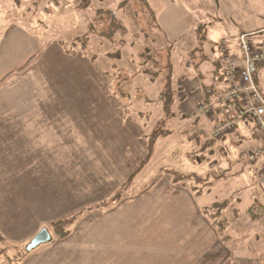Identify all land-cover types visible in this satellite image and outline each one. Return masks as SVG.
<instances>
[{
    "label": "rangeland",
    "instance_id": "1",
    "mask_svg": "<svg viewBox=\"0 0 264 264\" xmlns=\"http://www.w3.org/2000/svg\"><path fill=\"white\" fill-rule=\"evenodd\" d=\"M192 1L2 0L3 33L9 25L12 28L16 25L17 43L31 50L28 56L34 54V59L22 77L11 80L10 74L4 79L0 110L24 109L29 105L26 101H30L28 96L31 95L33 99L29 108H41L40 104L44 103V109L58 114L62 128L60 136L65 140L63 144L73 141L77 148L76 142L79 146L81 134L83 138L88 136L87 144L93 143L97 150L80 151V165H51L48 167L51 175H34V181L22 187L25 189L23 193H33L34 196L18 199V210L12 217L4 215L1 220L0 214V228L2 221L4 230L10 232L0 229L4 237V241H0V264H58L59 244L55 242L56 235L49 223L96 202L105 204L107 201L110 206H122L133 211L130 219L135 216L136 220H131L128 236L135 240L145 226L154 223L155 216H159L156 215L159 208L174 206L175 198L170 192L177 186L186 190L192 185L206 186V183H197L194 179L175 184L169 170L193 172L199 176L221 173L223 154L226 159L231 156L227 147L216 141L222 136L215 137L213 130L219 123L214 125L211 115L221 105L224 106L220 98L223 88L216 86L217 91L209 101L207 111H199V105L207 104L199 98V86L184 87L177 80L178 76L172 78L171 72V87L176 89V93L173 91L171 116L165 117L158 96L168 71L167 64L170 62L171 65L172 42L181 34L194 29L199 35L202 53L210 56L211 60L220 58L222 28L216 19L207 15L205 21H215L216 29H198V23L204 21L205 7L194 6ZM218 1L214 0L216 10ZM258 5L259 13L264 11V0H259ZM236 16L232 11L228 19ZM113 17L120 28L106 39L100 32L108 28ZM244 17L241 13L237 20ZM154 18L156 26L153 25ZM261 24L246 31L255 32V38H264V25ZM13 57L3 54L0 79L9 71L18 72ZM21 57L17 50L15 62H19ZM202 65L206 80L215 66L213 61L207 60ZM144 69L150 70L151 74L145 73ZM261 71L264 77V69ZM152 75L155 77L153 80ZM161 119H165L163 127L168 134L157 139L150 160L122 188L121 184L146 153L147 135ZM50 120L53 123V119ZM4 121L8 119H0V124ZM233 139L237 140L234 136ZM64 149L57 151H68ZM76 153L79 152L75 150ZM229 167L228 173L237 172L239 176L240 169L255 171L252 174L254 181L248 185V190L256 206L264 204L259 192V171L256 164L249 161L246 149L243 148L241 159L231 162ZM236 183L237 186L240 184L239 181ZM37 191L41 193L39 196ZM122 192L139 194V197L122 198ZM223 198L217 189H212L209 194H202L198 201H220ZM246 202L242 194L241 211L247 206ZM139 217L140 221L137 220ZM38 223L41 228L45 226L50 230L52 239L27 250ZM69 230L72 237V225ZM225 232L231 233L235 239L239 235H234L232 232L236 231L228 228ZM228 247L234 251V245ZM258 247L262 249L264 243H258Z\"/></svg>",
    "mask_w": 264,
    "mask_h": 264
},
{
    "label": "crops",
    "instance_id": "2",
    "mask_svg": "<svg viewBox=\"0 0 264 264\" xmlns=\"http://www.w3.org/2000/svg\"><path fill=\"white\" fill-rule=\"evenodd\" d=\"M258 1L219 0L217 10L214 0H193L192 2L194 6L204 5L205 15L202 20L205 21L207 15L216 19L222 28L220 40L226 39L230 51L238 52L237 35L241 32H250L246 30L258 27L259 23L264 25V11L259 13ZM1 6L2 0H0ZM1 11L0 8V13ZM232 11L237 16L235 19L229 20ZM241 13H244L245 19L237 20ZM204 21L198 24H204L205 30L216 29L214 28L215 21ZM248 22L252 23L249 24ZM2 26L0 14V68L3 54L9 58L14 56L13 58L17 59V50H19L20 55H22L19 62L12 59L14 64H17L15 69L18 72L9 71L12 72L9 78L13 77L11 80H15V78L25 74L27 67L34 58L28 62L26 68L18 69L23 67L34 54L28 56L31 50H28L27 47H20L17 43L16 25L13 28L9 25L4 33ZM196 45L197 36L194 29L181 34L172 42V78L178 76L177 80L187 88L191 85H198L199 98L203 100L200 81L193 67L186 63L189 51ZM208 57L207 62L213 61L214 66H217L219 71L216 74L214 69L211 76L204 81L222 89L224 87L222 67L220 62L216 64L220 58L211 60V57ZM262 69H264V64L257 66L254 74L255 83L261 92L264 84ZM186 83L189 85L186 86ZM2 85L3 82L0 83V95L4 88L1 87ZM173 91L176 93L175 88ZM28 97L30 101L27 100L26 103L29 105L24 106V109L0 110V119H8V121L0 124V188L2 189L3 186L1 183H6L0 192L1 220L4 219V215L12 217L15 210H18V199H28L31 198L29 196H34L33 193H30L31 195L23 193L25 189H22L23 186L27 187L30 182L34 181V175H39V177L43 173L51 175L48 168L51 165H80L82 159L80 151L85 149L97 150L92 145L93 143L87 144L90 138L88 136L83 138L81 134H79V146L76 142L77 148L73 145L75 144V142L72 143L73 141L63 144L65 140L60 136L62 128H60L58 114L55 112L52 114L48 109H44V103L40 104L41 108H29L33 97L31 95ZM228 114L227 106L221 105L220 108H217L215 113L213 112L211 115L215 120L214 125L223 121ZM50 119H53V123ZM221 136L216 141H221L219 142L222 144L221 146L227 147L228 155L231 158L226 159V155L223 154V165H221V161L219 162L222 168L221 173L216 175L206 173L201 176L203 183H207L206 186L202 185L201 188L192 185L189 186L188 190L177 186L176 190L170 192L175 198L174 206L170 209L159 208L156 213L159 216H155L154 223L145 226L143 232L135 240H130L128 236L131 220H136L135 216L130 219V213H134L133 211L122 208V206H110L107 201L105 204H98L97 202L91 204L88 209L77 215L73 223L70 224L74 229L72 237L70 230L66 237L62 239L56 237L55 242L58 241L59 244V254L56 256L57 263L264 264V247L262 249L258 247V243H264V204L256 206L252 201V193L248 190V185L254 181L252 174H255V171L247 169L244 172L243 169H240V176L237 172L228 173L231 162H238L243 155V148L246 149L249 161L254 162L258 168L261 188L259 192L261 191L260 197L264 198V178L261 174L264 169V156L257 155L253 160L249 158L251 152L264 146V137L253 121L247 118L238 121L234 129L226 131ZM233 136L237 140H234ZM83 140L84 142H82ZM57 143L64 146L59 147L56 145ZM60 148H65L64 150L68 151H57ZM75 150L79 152L76 155ZM42 167L44 168L42 169ZM171 181L175 184L182 182V180L175 181L172 175ZM237 181L240 183L238 186ZM212 189H217L224 198L220 201H198L202 194H209ZM30 192L33 191L30 190ZM37 194L39 196L40 191H37ZM242 194L246 197L248 204L241 211L239 205L242 201ZM138 195L122 192L120 197L132 199L139 197ZM68 196L72 197L71 195ZM137 220L140 221V217ZM226 228L236 231L232 233L236 236L239 234L237 238L235 239L231 233H226ZM0 229L4 230L2 221ZM39 229H41V224L38 223L34 228V233ZM48 231L51 235L50 230ZM233 241L235 242L231 243ZM230 244L234 245V251L230 250L229 247L227 248Z\"/></svg>",
    "mask_w": 264,
    "mask_h": 264
},
{
    "label": "built area",
    "instance_id": "3",
    "mask_svg": "<svg viewBox=\"0 0 264 264\" xmlns=\"http://www.w3.org/2000/svg\"><path fill=\"white\" fill-rule=\"evenodd\" d=\"M238 52H231L226 39L220 41L219 62L222 67L224 87L221 94L228 116L215 127L219 137L232 129L241 119L253 121L264 137V93L257 87L254 74L258 63L264 59V39L255 38V32H241L236 37ZM209 102L199 105V111H207ZM264 156V146L249 154L250 159ZM264 178V169L261 173Z\"/></svg>",
    "mask_w": 264,
    "mask_h": 264
},
{
    "label": "trees",
    "instance_id": "4",
    "mask_svg": "<svg viewBox=\"0 0 264 264\" xmlns=\"http://www.w3.org/2000/svg\"><path fill=\"white\" fill-rule=\"evenodd\" d=\"M113 21L110 22L108 28L103 29L100 32L101 36H104L106 39L111 38L112 35L115 33L116 30H118L120 28V24L119 22L116 23V18L113 17ZM153 20V25H155L154 23L155 18L152 19ZM157 25V24H156ZM155 25V26H156ZM198 29H204L205 26L204 24H198ZM196 36H197V45L191 50L189 51L188 55H187V61L186 63L191 65L195 71V74L197 76V78L200 81V88L201 91L203 93V100L206 102H209L213 99L215 93H216V86L213 84H209L207 82L204 81V72L202 70V68L200 67L204 61H206L209 57L204 55L202 53V48H201V43L199 40V35L197 34V32L195 31ZM148 53V51H146ZM34 58V55L31 56L29 58V60L27 61V63L25 65H23V67H21L18 70H22L24 68H26V66L28 65V62L30 60H32ZM219 62V60L216 62V64ZM215 64V63H214ZM264 64V59L263 61H261L260 63H258L257 66H261ZM154 65H157L156 63H154ZM168 66V71L166 73L165 79H164V83L162 84V89L159 93V100L162 103V108H163V112L165 117H169L172 115V111H171V106L174 102V92H173V88L171 87V72H172V66L170 65V62L167 64ZM215 73H217L219 71V68L217 66H215L214 68ZM145 73H150L151 71L148 69H144L143 70ZM12 72H8L6 75H4V77L0 80V83H2L4 81V79L9 76ZM155 77L152 75L151 76V80H153ZM165 123V119H161L158 123H156V125H154V127L152 128L151 132L147 135V149H146V153L144 154V156L139 160L138 164L134 167V169L128 174V176L126 177L125 181L121 184V187L124 188L135 176L136 174L142 170V168L145 166V164L150 160L152 153L154 151V147L156 144V141L158 138L160 137H165L168 134V131L163 127ZM170 174L174 177L175 181L178 180H188V179H194L195 182L199 183V182H203V178L193 172H177L175 170H169ZM207 184V183H206ZM216 206V205H215ZM89 207H86L84 209H81L77 212H75L74 214L65 217V218H57L53 221H51L49 223V227L53 230V232L55 233L56 237L59 239H62L64 237H66L69 234V225L73 223V221L75 220L76 216L79 215L83 210L88 209ZM48 229V228H47ZM0 241H4V237L2 234H0ZM20 260V258H19Z\"/></svg>",
    "mask_w": 264,
    "mask_h": 264
},
{
    "label": "water",
    "instance_id": "5",
    "mask_svg": "<svg viewBox=\"0 0 264 264\" xmlns=\"http://www.w3.org/2000/svg\"><path fill=\"white\" fill-rule=\"evenodd\" d=\"M51 239V235L46 227H42L33 237L29 240L27 244V250H30L37 245L47 242Z\"/></svg>",
    "mask_w": 264,
    "mask_h": 264
}]
</instances>
